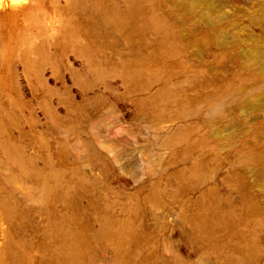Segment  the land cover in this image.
I'll list each match as a JSON object with an SVG mask.
<instances>
[{
  "label": "rangeland",
  "instance_id": "obj_1",
  "mask_svg": "<svg viewBox=\"0 0 264 264\" xmlns=\"http://www.w3.org/2000/svg\"><path fill=\"white\" fill-rule=\"evenodd\" d=\"M0 264H264V0H0Z\"/></svg>",
  "mask_w": 264,
  "mask_h": 264
}]
</instances>
